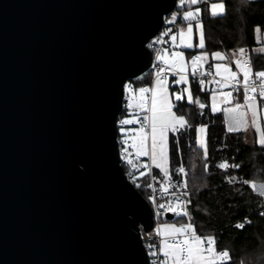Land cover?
Wrapping results in <instances>:
<instances>
[{
	"label": "water",
	"instance_id": "water-1",
	"mask_svg": "<svg viewBox=\"0 0 264 264\" xmlns=\"http://www.w3.org/2000/svg\"><path fill=\"white\" fill-rule=\"evenodd\" d=\"M177 6L0 0V264H150L154 213L121 165L117 121Z\"/></svg>",
	"mask_w": 264,
	"mask_h": 264
},
{
	"label": "trees",
	"instance_id": "trees-1",
	"mask_svg": "<svg viewBox=\"0 0 264 264\" xmlns=\"http://www.w3.org/2000/svg\"><path fill=\"white\" fill-rule=\"evenodd\" d=\"M224 1L225 13L215 17L207 4H200L206 45L200 50L221 51L231 60L233 53L242 47L250 52L254 69L264 70V54L253 51L258 45L255 30L259 28L264 34V0ZM189 6L190 3L184 8L178 6L176 10ZM191 87L196 97L207 104L201 111L187 98L175 101V111L186 118L187 125L169 133V179L177 182L184 178L187 186L180 193L187 201L188 215L174 217V220L189 222L196 232L212 236L218 252H229V264H264V215L261 214L264 213V196L251 186L264 182V145L246 143L242 131L229 132L224 113L210 108L208 91L200 81H191ZM198 126L206 127L207 158L197 143ZM221 163L229 167L220 168ZM144 167L142 165L135 184L147 197L143 186L148 184L149 176ZM181 167L186 172L184 177L178 171ZM154 176L161 188L163 174L154 169ZM231 177H235V181H231ZM242 223L243 228L236 226ZM146 246L149 248L147 243Z\"/></svg>",
	"mask_w": 264,
	"mask_h": 264
},
{
	"label": "snow or ice",
	"instance_id": "snow-or-ice-1",
	"mask_svg": "<svg viewBox=\"0 0 264 264\" xmlns=\"http://www.w3.org/2000/svg\"><path fill=\"white\" fill-rule=\"evenodd\" d=\"M186 0H181L183 5ZM191 5H196L198 0H187ZM225 13V5L223 2L213 3L211 5V15L219 16ZM200 9L196 8L194 11H185L183 13V19L187 22L186 29L182 28L179 30L177 35L171 37L174 46L177 36L179 37L180 45L185 48L198 47L199 49H205V37L203 24L199 22ZM175 17H173V20ZM195 23L196 30L198 32L199 42L194 45L192 41L193 33V22ZM257 33L260 29L255 30ZM167 35V33L165 34ZM239 53V57L234 61L238 72L233 71L228 64L217 63L214 67L215 76L220 77L219 80L214 82L219 86L220 91L214 92L212 96V110L222 111L226 117V123L228 125L229 132L246 131L249 121L248 114L251 113V126L259 133L258 142L264 145V130L261 129L260 121L262 117L258 112V101L255 93H259V97L264 100V70L256 71L253 73L251 60L246 56L247 50L245 48H239L236 50ZM260 54H264V48L254 49ZM236 55V52L233 53ZM211 56L219 61L229 59L224 53L219 51L211 53ZM156 59L163 61L165 67L159 69L156 72V84L153 88H140V96L135 103V107L150 113L142 118V122L137 120L135 117L132 119H123L120 121L121 125H129L134 122L141 123V127L134 131V134L126 136L124 143L127 145L128 141L131 140V147L136 150L137 156H151L152 163L157 168H165L167 164V153H168V133L169 131H179L187 125V120L184 116H177L173 112V104L169 98L168 93V82L165 73L174 72L179 79L176 81L179 83H187L188 77V63L186 62L184 52L172 51L170 54L165 50L163 55L158 54ZM208 59V53L202 52L200 55L191 57V73L193 76L199 74L200 76H206L212 74L211 72L205 73L201 71L203 63ZM212 68V65H209ZM239 73V74H238ZM240 75L243 79L240 80ZM255 77V79H254ZM257 81L259 83L257 84ZM242 83L243 88V103L235 102L231 91H223L224 88H234L237 91V85ZM200 84L203 86L205 80L201 79ZM133 90L129 88V92ZM151 93V98L145 95ZM183 92L187 93V99L189 103L198 104L201 109L205 107L203 103L199 101V98L195 100L192 97L190 89L185 88ZM181 93L175 95L176 100L182 99ZM219 98V103L217 102ZM150 103V106H149ZM221 105H232L231 107H223ZM133 105L130 103L129 105ZM121 131H125L121 128ZM201 133L206 132L205 127L199 129ZM150 141V145H149ZM199 146L204 149V157L207 158L208 152L206 147V140L202 137L199 140ZM124 153H128V147L124 148ZM232 167H239V165H231ZM220 168H228L227 163H221ZM207 168V166H205ZM180 173H184L183 167L178 170ZM143 174V173H142ZM165 176L168 175L165 170ZM235 177H231V181H235ZM249 183L248 181H243ZM187 185L185 184V187ZM254 189L256 188L255 183L251 185ZM151 187V185H149ZM260 195L264 196V185L260 186ZM167 192V188L163 189ZM150 199H152L150 197ZM190 203V201H189ZM185 202L177 198L175 206L169 204V210L177 213L178 215H188L186 211H178L182 209ZM161 208L164 205H160ZM264 215V213H261ZM237 227L243 228L244 224H238ZM157 234L163 238L160 241L159 246L149 245V248L158 247L159 253L162 254L163 260H157L155 264H229L230 254L226 250L217 251L214 246V238L212 236L198 235L191 223L183 224L177 227L176 225H162L161 228L157 229ZM207 245V247H205ZM153 256H157L156 251L152 252Z\"/></svg>",
	"mask_w": 264,
	"mask_h": 264
},
{
	"label": "built area",
	"instance_id": "built-area-1",
	"mask_svg": "<svg viewBox=\"0 0 264 264\" xmlns=\"http://www.w3.org/2000/svg\"><path fill=\"white\" fill-rule=\"evenodd\" d=\"M180 3H181V0H178V6H180L181 8H184L189 2H187V0H186V2L183 5L182 4L179 5ZM182 12H183V10H181V11L175 10L169 16H167L165 19V23L163 24L161 30L149 42V46L153 50V53H154V59H153L151 71H150L149 75L146 77V78L149 77L148 81L140 83V81L128 80L125 83L122 110L118 116V121H117L118 146H119L121 165L124 169V172H125L127 178L136 187H137V185L135 184V182L138 181V178H139L140 173L142 171V166H141V164L138 160V157L136 155V150L130 146L131 140L128 141L127 145L124 143V140H125L126 136L132 135L137 128H140L141 123L134 122V123L129 124V125H121L120 121L123 119H132L133 117H135L137 120H140L142 122V118L145 115L150 116V113H147V112L142 111L139 108L135 107V103L137 102V100L140 96L139 89L140 88H153V85L156 83V72L159 71L160 68L165 67L164 62L158 61L156 59V57L158 54L163 55V52H165V50H167V52L169 54L173 51L172 50V39H171V37L174 35L176 29L178 28V26L180 24V21L182 20ZM173 17H175L174 20H173ZM166 33H167V35H165ZM246 56L251 60L253 73H255L256 70L254 69V64H253L252 59L249 55V52L246 53ZM201 71L205 72V73L211 72L212 74L206 75V76H200L199 74H197L196 76H193L191 71H188L186 73V75L189 76L190 78L194 79V80H197V81L204 79L205 81L213 82L214 90L216 92H219L220 91L219 86L214 81L219 80L220 77L215 76L214 69L213 68L210 69L209 67H204V68H201ZM164 76L166 77L167 81L171 78H177L178 77L175 75L174 72L165 73ZM242 79H243V77H242V75H240V80L242 81ZM254 79H255V77H254ZM258 83H259V81H257V84ZM129 88H131L133 91L129 92ZM237 88H239L240 90L237 91L234 88L228 87V88H224L223 91H226V92L231 91L233 95L236 93H242L243 92L242 83L237 85ZM145 95L149 98V102H150L151 93L149 92V93H146ZM254 95H256L257 98H260L258 92L255 93ZM130 103L133 105L132 107L129 106ZM149 106H150V103H149ZM138 112H142L141 116L136 115V114H138ZM121 128H124L125 131L122 132ZM125 147H128V153L127 154L124 153ZM144 170L149 176V182L147 185L143 186V190L147 193L148 196L146 198L151 203V206L153 209L154 227L150 231H144L143 229H141V235H142V239H143L145 246H146V243L148 244V247H149V245L159 246L160 241L163 237L157 234V229L161 228V221L163 219H166L165 218L166 213L171 212L174 214V217L185 216V215H178L177 213L170 211L169 210V204L175 206L177 203V198H179L180 200L184 201L185 204H184L183 208L178 209V211L183 210V211L187 212V201H186L185 197L180 193V190L185 187V180L183 178L177 182H170L168 184V187H167V192H165V191L161 190L160 188H158L157 183L155 181L154 167H153V163L151 160V156H149L147 158V162H146V166L144 167ZM185 173H186L185 171H184V173H181L183 177L185 176ZM149 185H151V187H149ZM150 197L152 199H150ZM160 205H164V207L161 208ZM196 233L198 235H203V236L207 237L204 233H201V232H196ZM205 247H207V245H205ZM146 248H147V246H146ZM147 251H148L149 256H150V264H155V262L157 260H160V261L163 260V256H162V254L159 253L158 247L147 248ZM153 251H156L158 253V255L153 256L152 255Z\"/></svg>",
	"mask_w": 264,
	"mask_h": 264
},
{
	"label": "crops",
	"instance_id": "crops-1",
	"mask_svg": "<svg viewBox=\"0 0 264 264\" xmlns=\"http://www.w3.org/2000/svg\"><path fill=\"white\" fill-rule=\"evenodd\" d=\"M219 2H223L224 5H225V1L224 0H198V3L196 5H191L189 6L187 9L183 10L182 12V20L180 21V24L178 26V28L176 29L174 35H177V33L179 32L180 29L182 28H185L186 29V25H187V22L183 19V13L185 11H194L196 8H199L200 9V13H201V7H200V4L201 3H205L207 4V7L209 9V11L211 12V5L213 3H219ZM190 3V2H189ZM225 10H226V6H225ZM199 17H200V14H199ZM199 22H201L200 18H199ZM195 21L193 22V33H192V43L194 45L198 44L199 42V37H198V32L196 30V27H195ZM204 30V29H203ZM257 33V32H256ZM256 39H257V35H256ZM257 42H258V45L256 47V49H260V48H264V34L261 33V38L259 37V40L257 39ZM175 45L174 46V43L172 41V50L173 51H182L184 52V55H185V59H186V62L188 63V71H191V57L193 56H196V55H200L202 54V52H206L208 53V59L206 62L203 63V66L202 68L204 67H209V65H212V68L214 69L215 67V64L217 63H221V64H228L231 69L233 71H237L238 72V69L234 63V61L239 57V53L237 52L236 55H234V58L233 59H227V60H224V61H219V60H216L214 59L212 56H211V53L213 52H208L206 50H200L198 47H193V48H185L183 46H179L180 45V41H179V37L177 36V40L175 41ZM195 49H197V51H195ZM217 52V51H215ZM221 52V51H219ZM249 52V51H247ZM165 52H163L164 54ZM221 53H224V52H221ZM250 53V52H249ZM225 54V53H224ZM226 55V54H225ZM239 74V73H238ZM188 79H190V81H193L194 79L190 78L189 76H187ZM179 79V77L177 78H171L169 79L167 82L169 83L168 85V93H169V98L173 104V110L175 113H177L175 111V99L173 98V90L176 89V90H179L180 89V85L176 83V81ZM197 81V80H195ZM156 84V83H155ZM155 84L153 85V87H155ZM191 87V86H190ZM204 89H206V91H208V94H209V106L210 108L212 109V96H213V93L216 92L214 90V87H213V82H210V81H205V84L202 86ZM173 89V90H172ZM183 93V98H187V95L185 92H182ZM191 93H192V97L193 99L195 100L196 98H198V96L196 97L197 94H195L193 92V89L191 87ZM242 96H243V92L242 93H236L233 95V97L235 98L234 99V103L235 102H239V103H243V99H242ZM199 101L201 103H203L205 106H206V102L202 101L200 98H199ZM257 101H258V104H259V107H258V112H259V115L262 117L261 121H260V124H261V129L264 130V100H262L261 98H257ZM217 102L219 103V98L217 100ZM198 105V104H197ZM199 106V105H198ZM232 105H221V108L223 107H231ZM204 109V108H203ZM202 109V110H203ZM141 110V109H140ZM201 110V111H202ZM216 112H220V111H216ZM222 112V111H221ZM178 114V113H177ZM180 115V114H178ZM183 116V115H182ZM225 116V115H224ZM251 113L248 114V121H249V124H248V127H247V130L246 131H242L243 132V135H244V140L246 143L248 144H253L255 142H258L259 140V133L255 131V129L251 126ZM225 120H226V117H225ZM226 126L228 128V125L226 123ZM201 127H205V126H198V129H197V143H198V146H199V140L203 137L205 140H206V132L205 133H201L199 131V129ZM206 128V127H205ZM139 129V128H137ZM170 133V131H169ZM169 133H168V153H167V164L165 165V168H157L154 164H153V167L154 169H157L158 171H160L163 176H164V182L163 184L161 185V190H163L164 188H167L168 187V184L172 181H170L169 177H170V156H169ZM134 134V133H133ZM259 143V142H258ZM149 145H150V141H149ZM138 157V160L142 165L146 166V162H147V157H144V156H137ZM165 170L167 171L168 175L165 176ZM164 191V190H163ZM256 191V190H255ZM189 223V222H188Z\"/></svg>",
	"mask_w": 264,
	"mask_h": 264
},
{
	"label": "rangeland",
	"instance_id": "rangeland-1",
	"mask_svg": "<svg viewBox=\"0 0 264 264\" xmlns=\"http://www.w3.org/2000/svg\"><path fill=\"white\" fill-rule=\"evenodd\" d=\"M179 5H181V3L179 4ZM256 35H257V39L259 40V37L261 38V32H259V33H256ZM169 82V81H168ZM169 84V83H168ZM179 85H180V89L179 90H176V89H172L173 91V98L175 99V95L177 94V93H181L182 94V96H183V90L185 89V88H188V89H190V91H191V81H190V79H188L187 80V83H179ZM169 86V85H168ZM186 95H187V93H186ZM183 99V98H182ZM176 100V99H175ZM173 112H174V110H173ZM177 116H182V115H178L177 113H175ZM186 119V118H185ZM255 185H256V188H255V190H256V192H258V193H260V186L261 185H264V182H260V183H255ZM188 222H184V223H181L180 221H177V220H174V219H172V220H166V219H163L162 221H161V226L162 225H176L177 227H179L180 225H183V224H187Z\"/></svg>",
	"mask_w": 264,
	"mask_h": 264
}]
</instances>
